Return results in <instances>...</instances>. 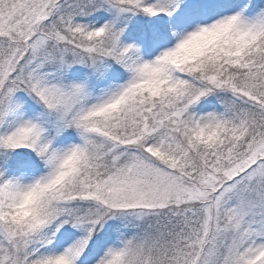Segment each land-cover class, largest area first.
<instances>
[{
  "label": "snow or ice",
  "instance_id": "obj_1",
  "mask_svg": "<svg viewBox=\"0 0 264 264\" xmlns=\"http://www.w3.org/2000/svg\"><path fill=\"white\" fill-rule=\"evenodd\" d=\"M0 264H264V0H0Z\"/></svg>",
  "mask_w": 264,
  "mask_h": 264
}]
</instances>
